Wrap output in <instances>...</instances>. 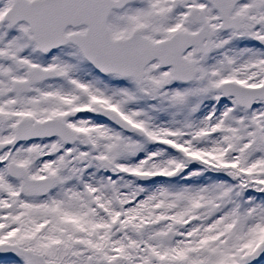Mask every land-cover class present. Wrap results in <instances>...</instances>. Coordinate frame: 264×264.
Segmentation results:
<instances>
[{"label": "snow or ice", "instance_id": "obj_1", "mask_svg": "<svg viewBox=\"0 0 264 264\" xmlns=\"http://www.w3.org/2000/svg\"><path fill=\"white\" fill-rule=\"evenodd\" d=\"M0 264H264V0H0Z\"/></svg>", "mask_w": 264, "mask_h": 264}]
</instances>
